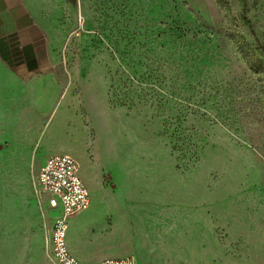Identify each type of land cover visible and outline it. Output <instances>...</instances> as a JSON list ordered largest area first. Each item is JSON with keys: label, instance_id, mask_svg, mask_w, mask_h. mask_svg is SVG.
Masks as SVG:
<instances>
[{"label": "rangeland", "instance_id": "374dc122", "mask_svg": "<svg viewBox=\"0 0 264 264\" xmlns=\"http://www.w3.org/2000/svg\"><path fill=\"white\" fill-rule=\"evenodd\" d=\"M81 1L37 116L0 132V264H53L47 152L90 192L67 230L87 257L264 264V0Z\"/></svg>", "mask_w": 264, "mask_h": 264}, {"label": "crops", "instance_id": "0c3cea01", "mask_svg": "<svg viewBox=\"0 0 264 264\" xmlns=\"http://www.w3.org/2000/svg\"><path fill=\"white\" fill-rule=\"evenodd\" d=\"M77 4L82 19L81 0H0V132L12 130L18 120L21 126L24 118L37 116L40 71L59 62L64 23ZM48 155L50 152L42 154L41 163ZM83 234L79 232L78 239ZM67 242L83 264L99 261L84 254L87 246L82 241L78 246Z\"/></svg>", "mask_w": 264, "mask_h": 264}, {"label": "built area", "instance_id": "2783aa9c", "mask_svg": "<svg viewBox=\"0 0 264 264\" xmlns=\"http://www.w3.org/2000/svg\"><path fill=\"white\" fill-rule=\"evenodd\" d=\"M36 185L50 210L59 209L52 217L48 235V252L53 264H83L71 252L67 242L68 219L90 205L89 191L79 174V166L68 154L45 157L38 168ZM94 264H135L132 256L106 257Z\"/></svg>", "mask_w": 264, "mask_h": 264}, {"label": "bare ground", "instance_id": "6f19581e", "mask_svg": "<svg viewBox=\"0 0 264 264\" xmlns=\"http://www.w3.org/2000/svg\"><path fill=\"white\" fill-rule=\"evenodd\" d=\"M101 205V204H100ZM99 205V206H100ZM98 206V207H99ZM117 208V207H116ZM99 209V208H98ZM103 210V209H102ZM109 210V209H108ZM114 212V211H113ZM103 214V213H102ZM104 215V214H103ZM114 216V215H113ZM97 217V216H96ZM95 217V218H96ZM102 218V217H101ZM99 220V219H98ZM97 220V221H98ZM94 223V222H93ZM88 225H90V226H92V225H96L97 226V233H98V235H100V233H102V232H104V231H106L107 229H106V225L105 224H88ZM76 229L79 231V225H77L76 226ZM112 229V228H111ZM118 232H117V228L116 227H114V231H113V235H116ZM103 235H105V234H103ZM108 235H109V233H108ZM110 236H111V233H110ZM73 238V237H72ZM114 238V237H113ZM112 239V238H111ZM115 239V238H114Z\"/></svg>", "mask_w": 264, "mask_h": 264}]
</instances>
